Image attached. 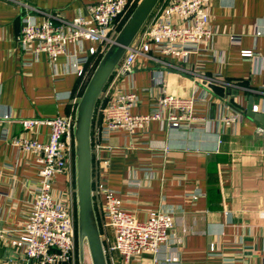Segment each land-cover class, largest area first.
<instances>
[{
	"label": "crops",
	"instance_id": "1",
	"mask_svg": "<svg viewBox=\"0 0 264 264\" xmlns=\"http://www.w3.org/2000/svg\"><path fill=\"white\" fill-rule=\"evenodd\" d=\"M92 2L0 0V115L9 116L0 120L1 231L25 222L38 180L35 157L12 144L24 133L19 121L76 115L84 85L100 58L92 57L85 75L79 76L67 56L55 68L46 54L24 52L18 41L23 17L33 15L41 22L36 9L73 20L85 16ZM210 13L215 36L191 63L162 57L170 64L166 67L139 59L134 73L117 83L137 93L133 112L140 115L155 109L161 91L157 74L165 73L170 94L184 98L192 97L196 86L199 95L205 92L206 78L229 83L220 86L224 97L208 90L212 99L198 103L208 123L173 129L153 122L146 133H111L102 141L101 161L94 158V182L117 191L125 209L140 220L151 211H174V260L161 264H264V124L248 116L249 106L264 116V63L242 57L245 51L264 57V0H214ZM231 37L240 42L233 44ZM192 70L194 75L189 74ZM223 114L241 119L226 127L220 122ZM102 120L96 112L93 132ZM28 136L45 143L49 129L37 127ZM67 187L60 175L57 191ZM103 205L102 198L95 200L100 223L105 221ZM104 232L113 242L114 231ZM212 244L215 252L209 250ZM114 258L120 260L117 254ZM134 264L155 263L146 255Z\"/></svg>",
	"mask_w": 264,
	"mask_h": 264
},
{
	"label": "built area",
	"instance_id": "2",
	"mask_svg": "<svg viewBox=\"0 0 264 264\" xmlns=\"http://www.w3.org/2000/svg\"><path fill=\"white\" fill-rule=\"evenodd\" d=\"M136 1L93 0L87 7V14L78 15L73 20L35 9L43 16L42 21L38 22L33 15L23 17L24 25L18 41L26 53L35 56L46 54L55 68L60 57L67 56L71 61L70 69L79 76L85 75L91 58L103 56L119 33L123 20L135 9ZM213 1L163 0L156 8L100 97L96 112L102 114L103 120L102 126L92 131L93 158L101 161L102 141L111 133H146L153 122L173 129H189L199 123H208L199 114L198 103L212 99L208 93L211 86L230 87L229 83L206 78L202 82L205 92L199 95V86H196L194 95L184 98L170 94L166 88L165 73L157 74L156 84L161 85L160 96L155 109L147 115L133 112L139 102L137 93L133 89L124 91L117 87V83L134 73L139 59L162 62L169 67L170 64L162 57L189 64L192 58L201 55L205 51L203 47L215 36L210 13ZM231 41L233 44L240 42L237 37H231ZM242 57L264 63V57L250 51L243 52ZM174 69L188 73L176 67ZM195 73L193 70L189 72L191 75ZM1 119L6 121L9 116L0 115ZM75 119L76 115H69L19 121L24 133L13 139L12 144L35 157L38 180L25 222L15 230H0V245L22 256L21 264H92L87 251L83 263L79 257ZM240 119L238 114H223L220 122L228 127ZM42 126L49 129L45 143L28 136ZM60 175L66 177L68 184L63 192L56 189ZM93 194L94 202L100 198L104 202L105 221H99V224L109 264H134L146 255L151 256L155 264L174 260L171 255L174 211H151L146 220H140L125 209L120 194L107 184L94 182ZM107 228L114 231L113 242L104 232ZM216 249L215 244L209 248L211 252ZM116 254L119 261L114 258ZM13 263L0 260V264Z\"/></svg>",
	"mask_w": 264,
	"mask_h": 264
},
{
	"label": "water",
	"instance_id": "3",
	"mask_svg": "<svg viewBox=\"0 0 264 264\" xmlns=\"http://www.w3.org/2000/svg\"><path fill=\"white\" fill-rule=\"evenodd\" d=\"M162 0H139L116 38L103 54L80 98L75 119L76 150V203L80 262H84L86 251L92 264H109L105 252L100 224L94 202V158L92 149V128L100 97L122 62L128 50L144 29ZM211 90L224 97L225 90L217 85ZM235 107L238 105L231 100ZM248 116L264 124V116L248 107ZM0 260L22 262V256L12 249L0 245Z\"/></svg>",
	"mask_w": 264,
	"mask_h": 264
},
{
	"label": "rangeland",
	"instance_id": "4",
	"mask_svg": "<svg viewBox=\"0 0 264 264\" xmlns=\"http://www.w3.org/2000/svg\"><path fill=\"white\" fill-rule=\"evenodd\" d=\"M138 2H139V0H137V1H136V4H135V6L137 5V3H138ZM128 18H129V16H127V17H126V18L123 20V22H122V23H121V25H120V26H121L120 28H122V27H123V25H124V24H125V22L128 20ZM120 30H121V29H120ZM105 52H106V51H105ZM105 52H104V53H105ZM101 58H102V57H101ZM91 75H92V74H90V76L88 77V79H87V81H86V84H88V82H89V79L91 78ZM84 86H87V85H84Z\"/></svg>",
	"mask_w": 264,
	"mask_h": 264
},
{
	"label": "trees",
	"instance_id": "5",
	"mask_svg": "<svg viewBox=\"0 0 264 264\" xmlns=\"http://www.w3.org/2000/svg\"><path fill=\"white\" fill-rule=\"evenodd\" d=\"M162 2H163V0L160 2V4L158 5V7L162 4ZM157 7V8H158ZM151 19V18H150ZM149 22V21H148ZM100 60H101V57L98 59V61L100 62Z\"/></svg>",
	"mask_w": 264,
	"mask_h": 264
}]
</instances>
